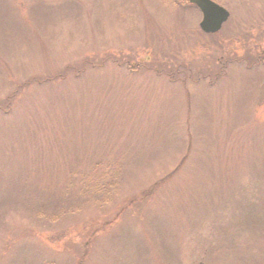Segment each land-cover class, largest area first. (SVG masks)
<instances>
[{
    "label": "rangeland",
    "instance_id": "obj_1",
    "mask_svg": "<svg viewBox=\"0 0 264 264\" xmlns=\"http://www.w3.org/2000/svg\"><path fill=\"white\" fill-rule=\"evenodd\" d=\"M213 1L207 34L189 0H0V264H264V0Z\"/></svg>",
    "mask_w": 264,
    "mask_h": 264
},
{
    "label": "water",
    "instance_id": "obj_2",
    "mask_svg": "<svg viewBox=\"0 0 264 264\" xmlns=\"http://www.w3.org/2000/svg\"><path fill=\"white\" fill-rule=\"evenodd\" d=\"M201 13L199 28L205 33L217 32L228 19L229 12L213 0H189Z\"/></svg>",
    "mask_w": 264,
    "mask_h": 264
},
{
    "label": "trees",
    "instance_id": "obj_3",
    "mask_svg": "<svg viewBox=\"0 0 264 264\" xmlns=\"http://www.w3.org/2000/svg\"><path fill=\"white\" fill-rule=\"evenodd\" d=\"M172 4L176 5V3L173 2V1H172ZM115 170L117 171V172H115V174L118 177H120V175H121V167L116 168ZM104 176L106 178H111L112 177V173H110L109 171H106L104 173ZM88 180L89 179H85L83 181V183L81 185L82 186L81 189H85L84 191H86L87 189H93V190L95 189L94 192H97V193L101 194V196H99L101 198V200H102L101 203H105L106 204V203H109L112 200L111 198L113 197V194L116 192L117 187H118L117 183H113L112 182V183H108V184L104 185V184H98V183L94 182V180H92V182H90ZM110 192H112L111 196H109ZM96 202L100 203L99 200H97Z\"/></svg>",
    "mask_w": 264,
    "mask_h": 264
}]
</instances>
